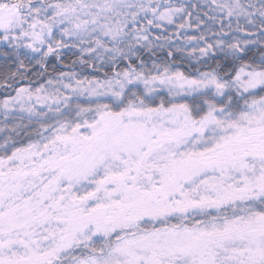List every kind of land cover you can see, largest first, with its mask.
<instances>
[{
	"label": "snow or ice",
	"instance_id": "obj_1",
	"mask_svg": "<svg viewBox=\"0 0 264 264\" xmlns=\"http://www.w3.org/2000/svg\"><path fill=\"white\" fill-rule=\"evenodd\" d=\"M0 264H264V0H0Z\"/></svg>",
	"mask_w": 264,
	"mask_h": 264
},
{
	"label": "trees",
	"instance_id": "obj_2",
	"mask_svg": "<svg viewBox=\"0 0 264 264\" xmlns=\"http://www.w3.org/2000/svg\"><path fill=\"white\" fill-rule=\"evenodd\" d=\"M0 135H2V134H0Z\"/></svg>",
	"mask_w": 264,
	"mask_h": 264
}]
</instances>
